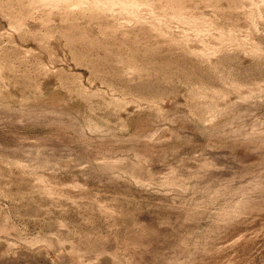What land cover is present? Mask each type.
<instances>
[{
  "label": "rangeland",
  "instance_id": "374dc122",
  "mask_svg": "<svg viewBox=\"0 0 264 264\" xmlns=\"http://www.w3.org/2000/svg\"><path fill=\"white\" fill-rule=\"evenodd\" d=\"M0 264H264V0H0Z\"/></svg>",
  "mask_w": 264,
  "mask_h": 264
}]
</instances>
